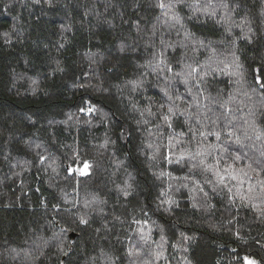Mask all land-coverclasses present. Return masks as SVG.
I'll list each match as a JSON object with an SVG mask.
<instances>
[{"label": "trees", "instance_id": "obj_1", "mask_svg": "<svg viewBox=\"0 0 264 264\" xmlns=\"http://www.w3.org/2000/svg\"><path fill=\"white\" fill-rule=\"evenodd\" d=\"M208 3L0 0V264H264V0Z\"/></svg>", "mask_w": 264, "mask_h": 264}, {"label": "snow or ice", "instance_id": "obj_2", "mask_svg": "<svg viewBox=\"0 0 264 264\" xmlns=\"http://www.w3.org/2000/svg\"><path fill=\"white\" fill-rule=\"evenodd\" d=\"M198 3H199V0H194V4H196L198 6ZM157 6L159 8H161V9L170 8V7H172V0H168V3H165V0H158ZM210 6H211V0H209L208 5H206L203 10L204 11H208V8ZM161 62H163V61L161 60ZM187 67L191 68V72H189L187 77L184 78V81H183L184 83H187L188 79H195V77L192 75V73L196 72V68H193L191 65H187ZM167 71H169V72L172 71V67H171L170 64L167 67ZM176 75L179 76L180 74L177 73ZM262 87H264V85H262ZM161 90L164 92V94L166 96L169 94V90H168L167 87L162 88ZM189 92H191V89H189ZM176 99H181V98L179 96H177ZM159 107H160V109H164L165 105L161 104ZM89 111H92V109H89ZM147 111L149 112V115H154V113H152L150 109L147 110ZM167 113L171 114V115H175V113H176V105L173 104L172 106H168L167 107ZM168 114L163 115V122L166 123L168 125V127H172V124L169 122L171 117ZM227 134H228L229 137H231L233 135V133L231 131H228ZM262 134H264V133H262ZM180 135H183V133H181ZM199 135L200 136H205V133L204 132H199ZM207 135L215 136L217 140H219L221 138V132L220 131H215L214 130V131H211V132L207 133ZM235 142L236 143H240V137L239 136L236 137ZM177 143H179V141H177ZM209 147H215V146L214 145H209ZM182 155L191 156L192 154L186 151ZM202 155H203V153H201V152H197L195 154V156H202ZM195 156H193L192 158L194 159ZM41 159L43 160L44 158L41 157ZM234 159L235 160H240L241 157L239 155H237V156L234 157ZM200 163L204 164V159H201ZM205 167L211 168L210 165H205ZM248 167H251V166L249 165ZM85 168H87V165H85ZM253 171H255V169H253ZM216 174H217V176H219L218 172ZM161 175H163V173H161ZM229 175H231V173H229ZM219 178H220V181L223 182L224 177L220 176ZM232 178L233 179H238L237 176H233ZM249 191H252V187L251 186L249 187ZM261 211L264 212V209H261ZM81 223H85V221L81 220ZM244 261H245V264H256V262L254 260H251L248 257H245Z\"/></svg>", "mask_w": 264, "mask_h": 264}, {"label": "rangeland", "instance_id": "obj_3", "mask_svg": "<svg viewBox=\"0 0 264 264\" xmlns=\"http://www.w3.org/2000/svg\"><path fill=\"white\" fill-rule=\"evenodd\" d=\"M210 118H212V117H210ZM199 148H203L202 146H198ZM77 172L78 173H81V174H84L85 172H86V168H85V165L84 166H82V167H80V169H77ZM249 258V257H248ZM251 260H254V259H252V258H250ZM255 261V260H254ZM257 264V263H256Z\"/></svg>", "mask_w": 264, "mask_h": 264}, {"label": "water", "instance_id": "obj_4", "mask_svg": "<svg viewBox=\"0 0 264 264\" xmlns=\"http://www.w3.org/2000/svg\"><path fill=\"white\" fill-rule=\"evenodd\" d=\"M72 234V233H71Z\"/></svg>", "mask_w": 264, "mask_h": 264}]
</instances>
